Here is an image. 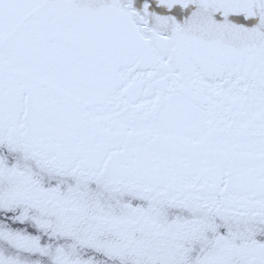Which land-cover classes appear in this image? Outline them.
<instances>
[{"label": "snow or ice", "instance_id": "1", "mask_svg": "<svg viewBox=\"0 0 264 264\" xmlns=\"http://www.w3.org/2000/svg\"><path fill=\"white\" fill-rule=\"evenodd\" d=\"M0 264H264V0H0Z\"/></svg>", "mask_w": 264, "mask_h": 264}]
</instances>
